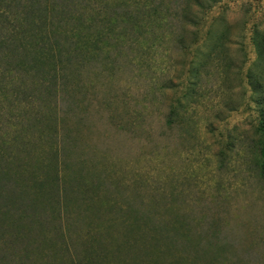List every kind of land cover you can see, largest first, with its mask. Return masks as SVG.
Here are the masks:
<instances>
[{
	"label": "rangeland",
	"instance_id": "obj_1",
	"mask_svg": "<svg viewBox=\"0 0 264 264\" xmlns=\"http://www.w3.org/2000/svg\"><path fill=\"white\" fill-rule=\"evenodd\" d=\"M117 4L0 0V242L18 234L12 221L21 217L30 227L16 235L23 236L19 245L25 236L35 239L33 248L44 245L24 264H165L151 261L143 241L139 256L133 254V238L151 233L160 236L161 247L179 222L176 227L193 229V236L226 238L225 264H264L260 106L247 77L257 82L264 67V49L254 38L256 31L264 36V0H220L210 9L212 20L223 16L230 25L223 48L214 46L228 73L218 72L217 61L211 64L203 93L186 107L188 121L172 125L170 104L181 94L169 89L157 97L148 83L151 76L167 79L166 72H154L153 57L159 56L137 50L139 58L129 44L115 57L103 39L109 27L102 18L121 9ZM221 31L216 23L211 38ZM175 56L190 67L192 52L175 50ZM145 59L151 66L140 72L137 64ZM66 163L81 167L80 189L61 179L34 204L40 180H55L54 165L61 175ZM65 196L80 198L77 210L62 212ZM66 220L79 249L61 231ZM97 224L106 241L121 236L128 247V237L130 256L95 260L97 253L88 251L90 240L102 236ZM153 225H163L160 233ZM55 236L59 244H45ZM2 246L0 264H13L15 257L2 258Z\"/></svg>",
	"mask_w": 264,
	"mask_h": 264
},
{
	"label": "trees",
	"instance_id": "obj_2",
	"mask_svg": "<svg viewBox=\"0 0 264 264\" xmlns=\"http://www.w3.org/2000/svg\"><path fill=\"white\" fill-rule=\"evenodd\" d=\"M118 2L117 7L121 9L115 10L114 14L108 15L107 18H102V21L106 23V27H109L108 32L105 34L103 39L108 40L109 44L116 50L115 57H118L119 49L128 46L130 44V50L144 53L156 54L159 58L154 59V72L157 74L167 73V79L160 78L157 76H151L149 79V85L152 87L153 93L159 97L165 94V91L173 89V95L181 94V96L173 97L170 104V113L168 117L169 125H172L177 122L188 121L185 120V116H188L187 105L190 102L198 101L193 97L195 95H201L204 91L206 85V80H208L206 74L209 73L210 65L217 61L218 72L220 74L228 73V69L225 64L224 69L221 65V61L225 59L222 55L215 54V49L220 45L222 49L224 42L228 40V34L230 25L225 22L223 16H219L212 20L209 16L210 9L218 3L220 0H116ZM216 23L222 25V31L218 35L217 40L211 38L213 27ZM121 24V29L119 31H114L116 27H119ZM123 27V28H122ZM130 31V36H129ZM117 32V33H116ZM202 34L204 35L202 38ZM254 38H260L262 47L264 49V36L262 37L257 31L254 34ZM101 39V34H100ZM258 42V41H257ZM219 43L216 48L214 47ZM82 47L80 41L76 50H80ZM201 47L205 49L201 50ZM214 47V48H213ZM175 50L186 54L187 52L193 53V58L190 60V67L185 68L184 62L183 65L180 64L178 58L175 56ZM215 54V55H214ZM138 57L140 55L137 53ZM186 61V60H185ZM139 62V61H138ZM179 62V63H178ZM187 62V61H186ZM151 66L150 62L146 59L144 63L141 61L137 64V68L140 72L148 70V67ZM221 66L222 69H219ZM183 67V71H182ZM204 70H206L204 72ZM68 74L65 75L66 79H71ZM254 84L252 87L253 92L258 95L255 98L256 103L259 107V120H258V129L261 134V141L259 145V154H260V168L264 172V67L262 68L259 79L257 82H254L251 78V74L248 73V76ZM76 90H72L73 93ZM159 100V99H157ZM158 102V101H157ZM81 120V119H80ZM118 123H122L120 119L116 118ZM56 166L60 161L55 160ZM81 163V162H80ZM66 170L59 175L58 169L54 165L55 180L48 181L46 178H42L38 184V192L34 193L36 196L33 203L39 201H44L47 194L58 189L59 180H63L65 184L67 182L75 184V190H79L82 182L80 184L83 176L78 171L81 169H75L69 167L68 164H65ZM68 166V167H67ZM54 171V172H55ZM65 190L68 189L65 186ZM80 199V198H78ZM78 199H73L72 196H65L62 212H73L75 210V205H77ZM83 202V201H82ZM109 205L106 204V206ZM59 208L60 206L57 205ZM105 206H101L103 208ZM77 210V209H76ZM77 212V211H76ZM113 221V220H112ZM13 223L17 224L18 234L22 235L24 231L30 227V223H25L24 219L21 217L16 218ZM112 230H114L113 222ZM179 223V222H178ZM173 225L174 233L172 238L166 239V244H162L160 247L159 237L151 235L149 233L147 236H137L133 238L132 252L133 254H140V245L139 241H143L144 245H147L149 251L151 250L155 263H159V259H164L165 264H225L227 256L225 252L229 248V241L222 236H193V229L185 228L181 223L179 227H176L177 224ZM183 223V222H182ZM185 224V223H183ZM72 225L68 220L64 221L61 231H66L70 233L71 240H74L75 245L79 249V244L75 241L79 238L72 237ZM134 232L136 231L137 223H134L132 226ZM163 228L161 225L159 228ZM159 228H156V225L151 227L153 232L157 234ZM101 225L97 224V230L100 235L96 236L94 239L89 242V251L97 253L95 254V260L100 256L104 258L109 257L111 253H115L117 256L123 258L125 255H128L130 239L126 234V239L128 240V247L126 246V241L122 240L121 236H112L113 242L110 240L106 241L103 236V232L100 231ZM108 228L107 230H109ZM16 232V228H13ZM130 230V225H129ZM15 233V236H3V242H0L3 246L1 249H4V256L2 258H12L15 257L13 264H24V261L30 259L29 252L36 251L43 248L44 245L40 246L39 244L33 248V245L37 243L34 238L25 236L26 244L20 246L19 243L23 240V236ZM163 235V233H162ZM69 236V237H70ZM75 237V236H74ZM101 237V238H99ZM111 237V236H110ZM135 237V236H133ZM61 236H55V241L51 238L47 239L45 244L51 246L52 243L57 245L59 244ZM147 239V242H145ZM152 241V242H151ZM54 245V246H55ZM63 249L62 244H60ZM74 246V244H73ZM136 246V247H135ZM56 247V246H55ZM69 249V246L68 248ZM20 251V252H16ZM59 251L60 250H54ZM148 251V252H149ZM150 252V253H151ZM37 253V252H36ZM132 254V253H131ZM92 253H89L86 257H91ZM130 256V255H128ZM221 258V259H220ZM6 261V260H5ZM49 264V263H48ZM52 264V263H51ZM55 264H69L68 261L62 259L60 263ZM73 264V263H71Z\"/></svg>",
	"mask_w": 264,
	"mask_h": 264
}]
</instances>
